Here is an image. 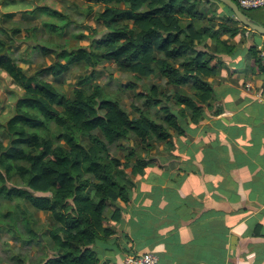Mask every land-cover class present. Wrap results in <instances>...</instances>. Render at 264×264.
Returning <instances> with one entry per match:
<instances>
[{"label": "trees", "instance_id": "16d2710c", "mask_svg": "<svg viewBox=\"0 0 264 264\" xmlns=\"http://www.w3.org/2000/svg\"><path fill=\"white\" fill-rule=\"evenodd\" d=\"M91 1L104 5L98 19L105 33L80 34L88 44L57 51L46 68L26 74L0 49V69L23 89L14 114L0 123V207L7 206L0 233L15 241L4 264H110L100 263L94 249L96 239L112 234L104 221L110 212L114 219L122 215L117 201L129 202L133 176L159 166L153 146L184 133L179 118L196 123L212 99L197 36L180 23L200 16L201 0ZM242 11L250 17L252 10ZM72 62L92 74L112 62L134 76L129 87L139 83L141 90L130 96L129 108L84 78L67 95L52 80ZM186 85L193 94L176 92ZM12 200L25 206L10 209ZM43 211L47 222L36 229L33 214ZM33 245L36 253L29 251Z\"/></svg>", "mask_w": 264, "mask_h": 264}, {"label": "crops", "instance_id": "0c3cea01", "mask_svg": "<svg viewBox=\"0 0 264 264\" xmlns=\"http://www.w3.org/2000/svg\"><path fill=\"white\" fill-rule=\"evenodd\" d=\"M103 7L91 0H0V49L32 74L51 64L57 51L86 46L80 34L102 36L98 13ZM198 10V18L180 23L197 36L212 99L196 123L188 115L179 118L184 133L153 146L150 154L159 166L133 176L129 202L117 201L122 215L114 219L110 212L104 221L112 234L95 240L100 263L123 264L127 255L153 252L162 264H264V107L258 99L264 67L256 56L264 36L240 23L221 1L201 0ZM250 18L264 25V8ZM111 74H118V89L129 98L141 90L139 83L129 87L134 76L112 62L93 74L72 62L52 81L60 91L71 87L64 91L68 95L84 78L111 96L97 82ZM176 92L194 93L190 85ZM22 94L0 69V111ZM39 215L44 225L47 213L33 214Z\"/></svg>", "mask_w": 264, "mask_h": 264}, {"label": "rangeland", "instance_id": "374dc122", "mask_svg": "<svg viewBox=\"0 0 264 264\" xmlns=\"http://www.w3.org/2000/svg\"><path fill=\"white\" fill-rule=\"evenodd\" d=\"M262 9L263 8L252 10V11H248V14L251 15V12H255L256 13L259 10H262ZM116 78H118V74H111L110 76L108 75L106 77V81L104 80L105 78L101 77V78L97 79V82H99L103 86L104 91L106 92V94L111 95L112 97L121 98V100L124 102L125 106L127 108H129V96L126 95L127 91L121 90L120 88L118 89L119 84L116 81ZM62 88L63 89L61 90V92H64L66 89H67V92H69L70 89H71V87H67L66 85L63 86ZM6 105H8V103H6ZM11 107H13V109H14V104H12L11 106L6 107V108H4V110L0 111V118H3V120L0 119V123L6 122L14 114V110H13L12 113L10 112V108ZM4 116H5V118H4ZM148 116L150 118H152V119H155L156 114L153 111H150L148 113ZM0 132H1V128H0ZM82 139L85 140L84 137H82ZM0 140H1V134H0ZM3 140L5 142L6 138L4 137ZM6 185L8 187H10L12 185V183L10 181H7ZM27 189L32 193V195H36V196L40 195V196H42V195L45 194L43 192L30 190L29 188H27ZM24 206L25 205L22 202L19 203V202H16V201L12 200L8 207H10V209H11V208H16V207L17 208H23ZM6 207L7 206L3 204L0 207V210L3 211V212L6 211ZM33 219L35 220L37 227L40 228L43 225L42 221L44 220V215H39V216H37L35 218L33 216ZM14 244H15V241H13L12 236L9 233H7V234L5 233L4 234V232H3V235L0 236V264H4V263H2L1 260H3L6 255L10 254V253H8L9 252L8 249L10 248V246L12 247ZM35 246L36 247L31 248V250L23 247V251L26 252L27 250H29L32 253H34V252L36 253L39 248H37L38 247L37 245H35ZM34 248H37V250L35 249V251H32Z\"/></svg>", "mask_w": 264, "mask_h": 264}, {"label": "built area", "instance_id": "2783aa9c", "mask_svg": "<svg viewBox=\"0 0 264 264\" xmlns=\"http://www.w3.org/2000/svg\"><path fill=\"white\" fill-rule=\"evenodd\" d=\"M241 10L264 8V0H234ZM256 56L264 67V38L256 48ZM259 102L264 107V91L259 94ZM123 264H162L153 252L130 254L124 257Z\"/></svg>", "mask_w": 264, "mask_h": 264}, {"label": "water", "instance_id": "95a60500", "mask_svg": "<svg viewBox=\"0 0 264 264\" xmlns=\"http://www.w3.org/2000/svg\"><path fill=\"white\" fill-rule=\"evenodd\" d=\"M227 5L237 20L249 29L264 36V25L259 24L252 20L247 14H245L236 4L234 0H218Z\"/></svg>", "mask_w": 264, "mask_h": 264}]
</instances>
